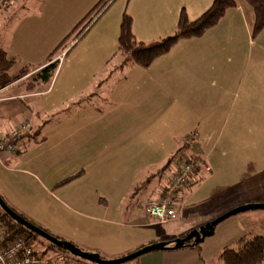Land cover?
<instances>
[{"label": "crops", "instance_id": "0c3cea01", "mask_svg": "<svg viewBox=\"0 0 264 264\" xmlns=\"http://www.w3.org/2000/svg\"><path fill=\"white\" fill-rule=\"evenodd\" d=\"M97 1L0 2V49L15 61L8 74L30 68L0 86V133L27 123L18 152L0 154L4 202L106 260L154 243L173 244L214 218L188 226L178 225L183 218L159 223L129 207L143 175L158 171L184 143L201 165L176 195L180 211L223 192L232 207L264 202L237 196L264 176V28L251 37L250 8L238 1L203 35L178 40L146 68L113 70L117 60L107 61L116 51L124 11L134 37L148 42L174 33L181 9L192 20L212 0H127L123 8L113 1L64 50L52 79L26 90ZM235 219L218 224L199 244L152 251L130 264H222L217 256L225 246L243 236L264 237V218Z\"/></svg>", "mask_w": 264, "mask_h": 264}, {"label": "trees", "instance_id": "16d2710c", "mask_svg": "<svg viewBox=\"0 0 264 264\" xmlns=\"http://www.w3.org/2000/svg\"><path fill=\"white\" fill-rule=\"evenodd\" d=\"M113 1L114 0H98L91 7V9L73 26V28L48 54L46 57V65L35 72L31 76L30 80L26 82V90H34L40 84L48 83L52 79L58 63V61L52 62V58L56 54L63 52L71 44V42L78 40ZM238 1L243 2L250 8V12L252 14L250 31L251 37L254 38L264 28V0H212L211 5L197 18L192 20L188 18L185 10L181 9L174 33L148 42L137 40L134 37L131 30V16L124 12L119 24L116 51L107 61V64H110V62L116 59L117 63L114 64L113 70L133 65L146 68L156 58L167 53L178 40L200 37L203 35L208 29L215 26L221 20L227 10L236 7ZM14 63V59L12 57H8L5 51L0 49V86H5L6 84L26 75L30 71L29 67L24 66L18 71V73L14 75L8 74L9 69L14 65ZM191 140H194V137ZM187 144L188 143H184L175 151L174 155L169 156L167 161L158 171L165 170L170 166V164L180 160L181 158L173 161L175 157L181 155V150L184 149ZM197 170L198 166L195 168V172ZM80 174L81 172H78L62 180L57 185H62L78 177ZM149 178L150 177H147L148 181ZM144 183L145 182H141L139 185H135L132 188L131 195L134 194L133 192H137L140 186H143ZM2 216L8 218L5 225L12 232V234L25 236L29 240H31L34 236H37L15 223L3 212ZM21 216L25 218L23 215ZM32 224L34 223L32 222ZM35 226L37 225L35 224ZM39 228L42 229L41 227ZM190 242L191 241L187 242V246ZM171 244L172 242L167 243V245ZM51 246L54 245L51 244ZM217 259L222 264H264V237L259 235L243 236L232 244L225 246L217 256Z\"/></svg>", "mask_w": 264, "mask_h": 264}, {"label": "rangeland", "instance_id": "374dc122", "mask_svg": "<svg viewBox=\"0 0 264 264\" xmlns=\"http://www.w3.org/2000/svg\"><path fill=\"white\" fill-rule=\"evenodd\" d=\"M114 1L122 2V8L127 5V0H114ZM125 13H127V12H125ZM58 21H60V17H59ZM71 45H69V48L71 47ZM61 53L62 52L56 54L52 58V60L55 59V57ZM94 89L95 88H92V91ZM65 107H67V108H65V112H68V105H65ZM55 115H57V114H55ZM30 135L31 136L33 135L32 130L30 131ZM193 143L195 146L196 145V139L195 138H194ZM184 149L181 150V155L175 157L173 161H176L179 158L192 159L191 156L189 155V152H187ZM193 155H194V153H193ZM196 155H198V154L196 153ZM166 161H167V159H165V161L163 162V165ZM173 163L170 164V166L167 167L165 170H161L158 172L156 170V168H154L149 173H145L146 175H143V177L140 180L144 179L142 182H145V183L143 186L142 185L140 186V188L138 189L137 192H133L134 194L132 195V197H134V196L135 197L132 199L131 205L129 207V208H131V210L137 211V213L141 214L142 217L145 216L142 213L144 204L148 201V199L156 197L160 191H163V189H164L163 185L167 182L168 175L172 171ZM152 172H155V175L151 176L152 178L150 176H147ZM147 177H150L149 181L147 180ZM150 179H153V180L151 181ZM256 182L257 181L251 182L248 185V189H247V186L244 187L242 192L240 193V195H237V196L242 197V199H244V200L255 199V201H264V176L262 179H260L259 182H257V183ZM255 183H256V185H253ZM245 189H247V190L245 191ZM150 192H152V195L150 194L147 196L146 193H150ZM0 193H1V190H0ZM202 193H204V192H202ZM225 194H227V192H223L220 195L221 197L218 199L214 198V200H206V201H202V202L197 203V204H193V205H189L187 207H183L181 209V211H180L181 206L179 207L180 202H178L177 203L178 208L176 209L177 214L174 218L175 219L176 218H183L182 222H180V224H178V225L188 226V225L192 224L194 221H197L199 218H214L215 219V218L219 217L220 215H222V214H224V213H226V212H228V211H230L236 207L246 205V204H241V205L232 207L231 203H229L228 200L233 202V199L230 197V195L225 196ZM0 196H1V194H0ZM222 201H224L226 203L225 206L221 205ZM247 204H264V202H249ZM2 212L3 211L0 208V223L5 224V223H7L6 221L8 220V218L3 217ZM235 218H264V209H249V210H245V211L236 213L235 215H231V216L227 217V219L221 221L219 223V225L223 224L224 222H227V220H236ZM24 219H26L27 221L30 222L29 218H24ZM44 231H46L51 236L58 238L60 240L69 241V240L65 239L63 236H57L53 232H49L47 230H44ZM187 234H185V236ZM69 242H71V241H69ZM31 245H32L33 249L35 250L36 255L43 261V264H77L78 262L87 263V264H94V263L85 261L83 259H80L78 257H75V256L71 255L68 251L62 250L56 246H51L50 242H48L47 240L43 239L42 237H40L38 235L34 236L31 239ZM84 252H86V251H84ZM132 260H134V259H132ZM132 260L123 262L121 264H130V262H132Z\"/></svg>", "mask_w": 264, "mask_h": 264}, {"label": "built area", "instance_id": "2783aa9c", "mask_svg": "<svg viewBox=\"0 0 264 264\" xmlns=\"http://www.w3.org/2000/svg\"><path fill=\"white\" fill-rule=\"evenodd\" d=\"M6 0H0L4 2ZM64 53L55 57L53 61H62ZM27 129V123L20 121L18 125L8 133H0V154H15L19 150L17 140L20 134ZM201 165L198 159H184L173 163L167 183L163 191L148 199L144 204L142 213L159 223H166L177 214V193L192 179L195 168ZM0 264H43L36 255L31 245V240L22 235H14L4 223H0Z\"/></svg>", "mask_w": 264, "mask_h": 264}, {"label": "water", "instance_id": "95a60500", "mask_svg": "<svg viewBox=\"0 0 264 264\" xmlns=\"http://www.w3.org/2000/svg\"><path fill=\"white\" fill-rule=\"evenodd\" d=\"M0 208L5 215H7L10 219H12L15 223L19 224L20 226L24 227L26 230L36 234L43 239L50 242L52 245L68 251L71 255L83 259L85 261L94 263V264H121L123 262L135 259L143 254L156 251V250H165V249H180L182 247L187 246V242L191 241L188 245H196L201 243L206 237L211 236L214 233L215 227L223 220L227 219V217L231 215H235L236 213L249 210V209H264V204H246L239 207H236L219 217L206 222L205 224L199 226L197 229L191 230L185 237L177 238L174 240L173 244L167 245V243L160 242L154 243L147 246H143L138 248L137 250L121 256L116 259L106 260L99 256L98 253H88L81 250L75 244L69 241L60 240L51 236L46 231L40 229L39 227L35 226L31 222L24 219L21 215L11 209L1 198L0 196Z\"/></svg>", "mask_w": 264, "mask_h": 264}]
</instances>
